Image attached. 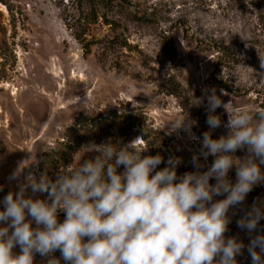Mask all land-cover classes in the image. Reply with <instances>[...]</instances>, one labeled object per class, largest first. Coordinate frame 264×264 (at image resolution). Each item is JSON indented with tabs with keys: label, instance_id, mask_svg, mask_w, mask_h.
I'll return each instance as SVG.
<instances>
[{
	"label": "rangeland",
	"instance_id": "374dc122",
	"mask_svg": "<svg viewBox=\"0 0 264 264\" xmlns=\"http://www.w3.org/2000/svg\"><path fill=\"white\" fill-rule=\"evenodd\" d=\"M260 57L264 0H0V200L30 172L54 181L60 168L98 155L89 146L123 147L137 137L143 155L163 157L157 170L174 156L182 161L178 175L196 171L192 156L201 144L173 124L194 122L200 138L209 131L206 88L229 111L264 108ZM215 114L218 139L227 135V112ZM214 159L200 157L199 171ZM228 178L236 182L235 167ZM26 195L46 199L30 189ZM254 203L264 207V181L228 213L225 236L245 245L237 264H252L250 235L237 221ZM256 234H264V219ZM50 260L62 264L60 251L37 253L33 264Z\"/></svg>",
	"mask_w": 264,
	"mask_h": 264
},
{
	"label": "clouds",
	"instance_id": "9594fccd",
	"mask_svg": "<svg viewBox=\"0 0 264 264\" xmlns=\"http://www.w3.org/2000/svg\"><path fill=\"white\" fill-rule=\"evenodd\" d=\"M203 92L209 131L200 138L191 132L194 122L173 124L201 144L192 156L196 171L178 175L182 161L174 156L157 170L163 157L143 155L147 149L137 150L142 140L137 137L123 147L89 146L87 151L98 155L60 168L54 181L47 173L37 177L30 172L17 192L0 200V264H33L35 254L49 256L57 250L65 264H237L245 245L225 236L228 213L264 181V108L229 111L215 89ZM219 108L227 112L223 127L228 131L214 139L211 131L222 124L215 114ZM244 149L243 159L234 156ZM209 156L215 157L211 166L199 171L200 157ZM233 167L235 183L228 178ZM22 171L9 180H19ZM29 189L46 199L27 196ZM217 196L225 198L215 200ZM262 219L264 207L254 203L237 221L250 235L252 264H264V234L252 235ZM17 246L19 254L13 251Z\"/></svg>",
	"mask_w": 264,
	"mask_h": 264
},
{
	"label": "trees",
	"instance_id": "16d2710c",
	"mask_svg": "<svg viewBox=\"0 0 264 264\" xmlns=\"http://www.w3.org/2000/svg\"><path fill=\"white\" fill-rule=\"evenodd\" d=\"M62 264H65V261L64 260L62 261Z\"/></svg>",
	"mask_w": 264,
	"mask_h": 264
}]
</instances>
